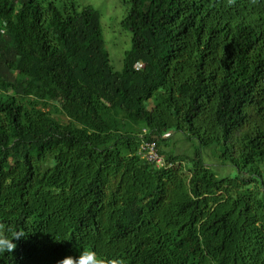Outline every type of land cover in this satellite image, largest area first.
<instances>
[{
	"label": "trees",
	"instance_id": "obj_1",
	"mask_svg": "<svg viewBox=\"0 0 264 264\" xmlns=\"http://www.w3.org/2000/svg\"><path fill=\"white\" fill-rule=\"evenodd\" d=\"M124 5L117 72L94 6L0 0V264H264V0Z\"/></svg>",
	"mask_w": 264,
	"mask_h": 264
},
{
	"label": "rangeland",
	"instance_id": "obj_2",
	"mask_svg": "<svg viewBox=\"0 0 264 264\" xmlns=\"http://www.w3.org/2000/svg\"><path fill=\"white\" fill-rule=\"evenodd\" d=\"M61 1L66 0H56L59 7H61ZM73 1L79 8L83 5L89 4L94 6L99 11L104 48L108 53L109 62L115 71L121 72L123 66V54L130 48V33L123 29L120 23L126 13V5H124V0ZM52 115L60 122L66 121L65 116L58 111L52 112ZM167 135V150H172L177 154L191 155V152L195 146L193 141H188L177 133H170V135ZM201 154L205 163L209 167H213V171L218 176H223V174H228L231 172L230 168L221 166L209 150L201 149Z\"/></svg>",
	"mask_w": 264,
	"mask_h": 264
},
{
	"label": "clouds",
	"instance_id": "obj_3",
	"mask_svg": "<svg viewBox=\"0 0 264 264\" xmlns=\"http://www.w3.org/2000/svg\"><path fill=\"white\" fill-rule=\"evenodd\" d=\"M24 236L23 232H14L10 236H0V253H10L16 247L15 241ZM59 264H120L119 259L100 256L93 249H81L76 257L66 256Z\"/></svg>",
	"mask_w": 264,
	"mask_h": 264
},
{
	"label": "built area",
	"instance_id": "obj_4",
	"mask_svg": "<svg viewBox=\"0 0 264 264\" xmlns=\"http://www.w3.org/2000/svg\"><path fill=\"white\" fill-rule=\"evenodd\" d=\"M140 149L142 151L143 156L152 162L159 164L161 162V158L159 157L155 143L154 142H146L145 144H141Z\"/></svg>",
	"mask_w": 264,
	"mask_h": 264
}]
</instances>
